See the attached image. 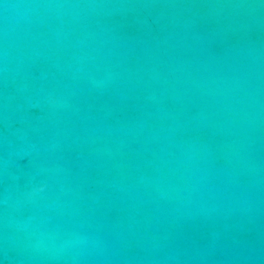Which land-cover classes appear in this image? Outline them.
<instances>
[{
  "label": "water",
  "instance_id": "obj_1",
  "mask_svg": "<svg viewBox=\"0 0 264 264\" xmlns=\"http://www.w3.org/2000/svg\"><path fill=\"white\" fill-rule=\"evenodd\" d=\"M0 264H264V0H0Z\"/></svg>",
  "mask_w": 264,
  "mask_h": 264
}]
</instances>
